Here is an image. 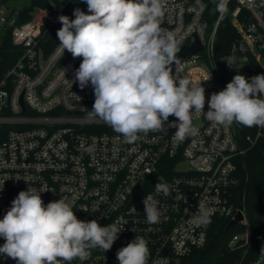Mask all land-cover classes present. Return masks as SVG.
<instances>
[{
	"label": "built area",
	"instance_id": "built-area-1",
	"mask_svg": "<svg viewBox=\"0 0 264 264\" xmlns=\"http://www.w3.org/2000/svg\"><path fill=\"white\" fill-rule=\"evenodd\" d=\"M231 1L209 29L207 0H165L161 28L176 36L177 56L197 40L202 46L181 60L179 76L202 83L205 113L211 95L226 87V74L233 79L239 73L249 80L260 72L264 75V0H235L234 8ZM4 5L0 7V52L11 30L17 58L0 73V126L7 127L0 142V219L19 192L30 186L51 190L41 193L45 205L63 198L79 220L115 224L122 230L110 250H91L87 261L71 264H119L117 252L136 236L147 241V264H172L206 245L215 218L232 220L239 211L245 230L235 234L229 245L234 249L251 242L246 197L239 191V159L263 135L260 127L256 134H243V125L221 126L193 114L198 134L180 142L170 126L176 118L170 116L162 130L140 133L129 143L100 118L89 117L93 87L89 83L81 89L74 80L82 58H73L67 50L62 54L59 40L50 39L51 32L62 26L59 16L76 8L90 14L87 4L50 0L49 7H35L30 19L21 23L17 21L21 8L8 11ZM225 14L237 36L219 55L217 31ZM184 163L188 167L180 169ZM154 172L172 190L168 196L154 192L155 187L151 191L161 216L158 223L150 224L143 203L146 197H134ZM199 201L213 213L207 227L190 222ZM4 242L0 238V246ZM0 264L16 261L0 255ZM250 264H264V258Z\"/></svg>",
	"mask_w": 264,
	"mask_h": 264
},
{
	"label": "clouds",
	"instance_id": "clouds-1",
	"mask_svg": "<svg viewBox=\"0 0 264 264\" xmlns=\"http://www.w3.org/2000/svg\"><path fill=\"white\" fill-rule=\"evenodd\" d=\"M83 2L90 14L76 8L75 19L59 16L62 27L56 35L62 54L67 50L73 58H82L74 80L81 89L89 83L93 87L90 118H100L129 143L140 133L162 130L170 116L176 118L170 126L176 129L174 139L180 142L198 134L193 114L221 126L238 123L264 128V75L249 80L237 73L223 90L211 95L209 110L204 112L205 88L179 76L177 38L161 28L165 0ZM227 3L219 0L217 11L225 13ZM160 179L154 192L170 195L171 186ZM47 191L51 190L29 186L12 201L0 219V238L5 241L0 255L16 264H71L73 260L87 261L91 250L111 249L122 230L115 224L101 226L96 220H79L63 198L45 205L41 193ZM143 203L147 222L158 223V201L150 194ZM212 214L199 201L190 222L207 227ZM260 255L264 258V249ZM148 256L147 241L139 236L117 252L119 264H147Z\"/></svg>",
	"mask_w": 264,
	"mask_h": 264
},
{
	"label": "trees",
	"instance_id": "trees-1",
	"mask_svg": "<svg viewBox=\"0 0 264 264\" xmlns=\"http://www.w3.org/2000/svg\"><path fill=\"white\" fill-rule=\"evenodd\" d=\"M9 0H0V7ZM207 25L212 29L219 12L217 4L219 0H207ZM235 0L230 2V7L234 8ZM50 0H30L28 4L19 10V23L30 19V11L35 7H49ZM74 11H65L70 19H75ZM62 27V26H61ZM60 27V28H61ZM57 31H52L50 39L56 42ZM237 36V31L232 24L231 18L225 14L219 24L217 31L216 47L219 55L225 53L233 40ZM17 58V51L11 39V30L4 38L3 47L0 52V73L13 64ZM225 73V71H224ZM262 72L256 75H261ZM225 80V85L231 82L229 75ZM255 75H252L253 77ZM250 77V79H251ZM243 134H256L259 127L243 126ZM263 135L249 152L239 159L241 183L239 191L246 197L247 217L251 234V242L245 246H238L232 249L229 245L233 236L245 230V225L238 223L230 228L229 218L218 217L213 220L209 230V237L203 248L197 249L192 255L182 258H175L172 264H250L258 259L261 250L264 249V128ZM7 127L0 126V142L6 136Z\"/></svg>",
	"mask_w": 264,
	"mask_h": 264
},
{
	"label": "water",
	"instance_id": "water-1",
	"mask_svg": "<svg viewBox=\"0 0 264 264\" xmlns=\"http://www.w3.org/2000/svg\"><path fill=\"white\" fill-rule=\"evenodd\" d=\"M201 49H202V46H201L199 40H197L192 46H184L182 48L178 58L180 60H182L187 54H193V53H195ZM160 182H161L160 176L156 172L152 173L149 176V178L146 180L143 187L137 192L134 199L147 197L148 195L151 194V191L153 190V188ZM243 216L244 215H243L242 211H239L237 216L230 221L227 228H230V227L236 225L237 223H239L243 219Z\"/></svg>",
	"mask_w": 264,
	"mask_h": 264
},
{
	"label": "rangeland",
	"instance_id": "rangeland-1",
	"mask_svg": "<svg viewBox=\"0 0 264 264\" xmlns=\"http://www.w3.org/2000/svg\"><path fill=\"white\" fill-rule=\"evenodd\" d=\"M30 0H9L7 3H5L6 9L9 10H19L23 6L29 3ZM188 165L186 163L179 166L180 169L186 168Z\"/></svg>",
	"mask_w": 264,
	"mask_h": 264
}]
</instances>
